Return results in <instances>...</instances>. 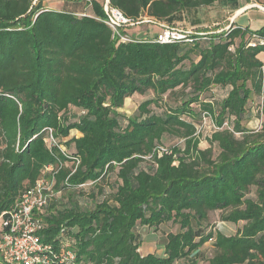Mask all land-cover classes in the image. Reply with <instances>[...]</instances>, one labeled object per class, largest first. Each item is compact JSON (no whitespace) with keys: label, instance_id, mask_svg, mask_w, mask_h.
<instances>
[{"label":"trees","instance_id":"trees-1","mask_svg":"<svg viewBox=\"0 0 264 264\" xmlns=\"http://www.w3.org/2000/svg\"><path fill=\"white\" fill-rule=\"evenodd\" d=\"M71 1H85L89 12L0 0V215L45 167L62 163L54 180L61 192L116 179L111 195L101 193L92 208L49 205L37 215L42 242L57 248L68 240L79 263L197 264L190 258L210 242L209 264H264V46H247L253 35L264 39V24L256 31L192 30L189 43L121 42L104 23V0ZM109 3L129 20L173 27L215 3L240 8L239 0ZM149 92L136 115L120 112L126 99ZM254 97L262 99L258 130L244 125ZM170 99L174 105L166 106ZM204 114L217 128L227 126L211 129L209 147L200 149ZM45 129L58 142L67 139L64 146L79 159L72 174L74 166L47 147ZM165 138L180 144L165 147ZM158 146L169 153L156 155ZM214 212L221 222L241 224L234 235L211 229ZM168 223L178 231L166 234L164 256L141 255L137 226Z\"/></svg>","mask_w":264,"mask_h":264},{"label":"built area","instance_id":"built-area-1","mask_svg":"<svg viewBox=\"0 0 264 264\" xmlns=\"http://www.w3.org/2000/svg\"><path fill=\"white\" fill-rule=\"evenodd\" d=\"M102 7L106 15L104 23L121 42H131L132 38L125 32L128 28L142 22H149L159 27L158 34L152 39L153 42L159 44L191 42L190 35L193 33L192 30L168 26L147 17H143L137 21L129 20L117 9L111 7L109 0H104ZM229 27L225 30L228 31ZM199 35L203 34L199 33ZM247 46L251 48L264 46V39L253 35ZM203 125H207L213 130H221L227 126L224 124L222 128H217L205 114L203 115L200 127ZM44 131V142L47 147L49 149H58L62 156L69 161L70 166H74L71 170L72 174L79 163V159L71 156L64 148L60 147L57 139L53 137L51 129H45ZM154 153L161 156L162 154H168L169 150L158 146L155 148ZM62 166V163H59L56 166L45 167L42 171V176L35 185L27 188L22 193L20 199L11 210L0 215V263L83 264L77 261L75 253L69 248L70 243L68 240L62 241L57 248H54L53 245L43 243L40 237L43 222L37 215L43 213L50 200L61 192L54 189V180L55 175ZM45 177H49V181H44ZM78 187L82 188L83 185H79Z\"/></svg>","mask_w":264,"mask_h":264},{"label":"rangeland","instance_id":"rangeland-1","mask_svg":"<svg viewBox=\"0 0 264 264\" xmlns=\"http://www.w3.org/2000/svg\"><path fill=\"white\" fill-rule=\"evenodd\" d=\"M240 5L242 6L240 9H243L244 7H249L251 5H257L260 8L264 9V0H258V3H250L245 4L243 0H239ZM42 5L46 9H53V10H66V11H72V12H78V13H87L89 12L87 7H85L84 2L77 3L76 1L71 0H41ZM222 3H215L211 6V8H201L198 9L195 12H190L188 14H184L183 21L180 23H177L176 27L189 29V30H195V26L198 25H204L207 27H210L212 29L216 28V25H212L216 22H221L224 20L227 16H229L231 13ZM228 11V12H225ZM235 13V12H234ZM232 13V15L234 14ZM226 31V30H224ZM159 32V27L154 26L153 24L149 22H142L138 25H135L133 27H130L125 32L128 36L131 38H139V39H153ZM212 95H216L217 99H220L222 96V93L219 92H211ZM152 93L149 92L145 96L135 95L132 98H128L125 100L123 108L120 110V112L127 117H133L137 113V107L138 105L143 102L144 100L148 98H152ZM262 99L258 97L252 98V100L249 103V113L248 116L244 122V125L251 130H258L260 128L262 117L260 116V105H261ZM165 105L173 106L174 100L170 99L169 101H165ZM151 109L156 111L157 109L154 106H151ZM77 110L74 108H71L69 111V117L73 119V117L76 115ZM198 135L200 139L199 148L200 149H206L209 147L207 143V137L210 136L211 128L207 125H203L202 127H198ZM67 141V139H62L58 143L61 148H64L68 153L71 151L67 149L64 146V142ZM180 144L179 141L174 139L165 138L163 139V145L165 147H171L173 145ZM213 152L216 153V149L213 148ZM67 168H70V163H66L65 165ZM143 168H148V164H143ZM49 177H45L44 181H49ZM116 179L114 175H109L106 178H104L101 181H98L94 184H88L86 187L81 189L80 191L74 190V191H64L60 192L59 194H56L48 203L49 205H52L54 210L62 209L65 206H68L69 204H75L81 209L84 208H92L93 207V201L100 198L101 193L105 196H110L113 189L115 188ZM92 185H96V187L93 188ZM98 186V188H97ZM93 188V189H92ZM55 192V191H54ZM72 193V194H71ZM72 196H71V195ZM254 190L250 192V196H253ZM91 195L94 197L92 198ZM220 213L214 212L210 213L209 222L208 224L211 226L212 230L220 231L226 236L234 235L236 232V229L239 226H235L232 224L224 223L220 221L219 218ZM178 231V226H173L170 223L161 225L158 228H148V227H142L137 226V234L140 236L141 239V247L139 248L138 252L141 255L146 254H155L158 257H161L164 255V244H165V236L167 233L172 232L175 233ZM213 256V249L210 242L206 243L197 254L193 255L190 259L197 261V264H209V259ZM179 264H190V261H181Z\"/></svg>","mask_w":264,"mask_h":264},{"label":"crops","instance_id":"crops-1","mask_svg":"<svg viewBox=\"0 0 264 264\" xmlns=\"http://www.w3.org/2000/svg\"><path fill=\"white\" fill-rule=\"evenodd\" d=\"M241 7L242 6L240 5V8ZM208 8H211V7H208ZM240 8L237 10H232L228 7L227 9L230 11L231 14L227 16L221 22L213 23L212 25L217 26L214 29L204 26V25H198V26H195V30H197L200 34H204V31H209L208 33H211V31L215 29H217L215 32H220V31H224L227 27L233 25L234 27L249 28L251 31H256L264 24V10L258 7H253V8L244 7L247 9L243 11L244 8L243 9H240ZM50 10H53V9H50ZM232 13L234 14L232 15ZM259 59L264 63V54H260ZM73 135L76 137L80 136V134L77 132H72L71 136ZM163 256L164 255H162L161 257Z\"/></svg>","mask_w":264,"mask_h":264},{"label":"water","instance_id":"water-1","mask_svg":"<svg viewBox=\"0 0 264 264\" xmlns=\"http://www.w3.org/2000/svg\"><path fill=\"white\" fill-rule=\"evenodd\" d=\"M253 7H258V8H260V7L257 6V5H251V6H249L248 8H253ZM246 9H247V8H244L243 11L246 10ZM261 9H262V8H261ZM262 10H263V9H262ZM241 11H242V10H241Z\"/></svg>","mask_w":264,"mask_h":264}]
</instances>
